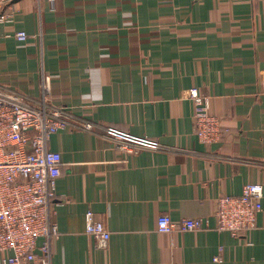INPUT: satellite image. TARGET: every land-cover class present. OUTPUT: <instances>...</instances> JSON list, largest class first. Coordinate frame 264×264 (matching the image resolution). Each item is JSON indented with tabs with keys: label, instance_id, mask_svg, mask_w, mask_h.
Here are the masks:
<instances>
[{
	"label": "crops",
	"instance_id": "obj_1",
	"mask_svg": "<svg viewBox=\"0 0 264 264\" xmlns=\"http://www.w3.org/2000/svg\"><path fill=\"white\" fill-rule=\"evenodd\" d=\"M10 1L0 85L40 105L48 77L70 120L49 141L63 160L52 264H264V210L239 237L215 227L221 195L264 185V0ZM193 87L230 129L222 142L194 133ZM109 126L162 147L127 151ZM89 209L106 247L86 233ZM164 213L206 227L162 233Z\"/></svg>",
	"mask_w": 264,
	"mask_h": 264
},
{
	"label": "built area",
	"instance_id": "obj_2",
	"mask_svg": "<svg viewBox=\"0 0 264 264\" xmlns=\"http://www.w3.org/2000/svg\"><path fill=\"white\" fill-rule=\"evenodd\" d=\"M13 9L10 0H0V24L12 21ZM15 36L20 41L30 37L25 30ZM50 91V80L44 77L42 102L33 105L15 90L0 85V252L6 253L2 264H52V241L60 235L52 219V202L63 160L59 151L49 147V141L55 132L69 127L70 120L64 107L48 102ZM189 96L196 103L194 133L199 141L205 145L222 142L230 129L211 111L209 97L195 87ZM106 132L127 151L162 147L157 139L115 126L107 127ZM263 197L264 185L259 182L246 183L240 194L221 195L215 211L217 231L239 237L256 228L264 210ZM86 221V233L106 247L111 237L106 223L91 209ZM205 227L202 217L176 220L164 213L157 219L162 233Z\"/></svg>",
	"mask_w": 264,
	"mask_h": 264
}]
</instances>
